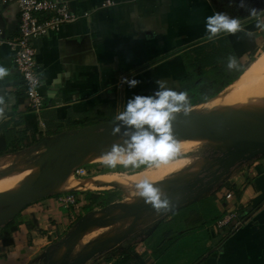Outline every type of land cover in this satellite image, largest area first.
<instances>
[{"label": "crops", "instance_id": "crops-1", "mask_svg": "<svg viewBox=\"0 0 264 264\" xmlns=\"http://www.w3.org/2000/svg\"><path fill=\"white\" fill-rule=\"evenodd\" d=\"M58 1L65 2L80 18L34 41L35 61L41 73L39 93L44 101L39 114L25 107L22 82L12 61L13 50L7 42L0 44V66L8 70V75L0 78V138L9 147L17 146L14 140L24 132L42 137L34 147L59 131L117 121L129 100L137 95L154 96L163 90L161 83L166 89L183 93L181 83L187 78L188 63L199 54L195 50L216 37L228 40L241 65L248 62L249 41L255 54L264 50V0ZM253 9L256 15H252ZM214 12L239 15L240 30L209 38L206 18ZM17 22L15 4L0 7L5 41L15 37ZM210 51L204 50L203 58ZM209 69L206 67V71ZM124 78L138 80L139 84L129 88ZM186 96L188 105L194 94ZM186 105L173 116L184 113ZM130 138L119 137L114 144L126 147L125 141ZM175 140L180 145L194 146L182 138ZM106 152L100 147L83 154L72 166L71 175L77 165H104L103 160L84 159ZM187 152L180 150L178 155ZM6 153L0 155V162L15 160ZM195 163L193 155L162 162L159 167L152 162L136 173H112L116 181L129 180L127 187L90 188L86 182L101 175L73 177L78 188L69 192L121 190L126 196L119 204L123 207L136 201L138 182L146 179L164 195L189 178ZM63 200L57 195L44 196L11 221L8 228L28 231L26 246L3 242L0 229V264L54 262L48 247L68 230L70 220L79 216L82 208V202L66 206ZM227 215L235 217L228 225L217 227ZM86 218L93 225L79 228ZM101 224L98 218H81L75 229H88L87 233L70 238L68 249L77 255L99 250L114 244L118 234L124 232L122 223ZM58 258L56 253L53 259ZM85 264H264V154L236 165L208 195L179 207L146 233L124 240L117 249L98 252Z\"/></svg>", "mask_w": 264, "mask_h": 264}, {"label": "rangeland", "instance_id": "rangeland-1", "mask_svg": "<svg viewBox=\"0 0 264 264\" xmlns=\"http://www.w3.org/2000/svg\"><path fill=\"white\" fill-rule=\"evenodd\" d=\"M232 7V6H231ZM232 18H238L239 15H228ZM256 53L255 58L261 54ZM259 112H264V105L259 106L257 108ZM195 111V109L188 110L187 112ZM184 112V113H187ZM190 118V117H188ZM198 119H207L209 121H214L212 119L203 118V117H195ZM78 129L73 131H59L55 133L53 136H49V139H44L42 144L31 147V148H23L17 152H13L10 150L8 153L11 159L9 162H4V167L1 169L0 172L11 169V168H26L31 167L34 163L42 156L44 153L50 149H56L58 147L66 146L65 144L68 142L69 138L64 136L65 134H70ZM263 135L261 129H259L258 133L253 134V140L258 139V134ZM96 132L92 139L88 142H92L93 139L95 140L97 136ZM195 135V134H194ZM193 134L189 135L188 137H195ZM111 136V135H110ZM108 137L101 147H104L108 151L111 150L112 146L115 145L114 141L116 138ZM201 137V136H198ZM182 139H186L185 137H180ZM177 139V138H175ZM216 145H200V146H188V145H180V150L182 151H189L186 155H178V157H174L170 160H175L179 157H186V156H193L196 159V162L193 166L192 173L190 174L187 180H184L179 185L175 186L174 189H171L164 195H161L162 200L168 201V206L166 208L154 209L151 204L145 202V198L141 197L139 194L137 195V199L135 202L131 203L130 205H126L120 207L119 204L125 199V194L121 190L117 189H110L107 191L103 190H95L90 192H68L64 194H51L57 195L60 199H66L68 196H71L78 201L79 203L82 202V208H79L78 211L79 216H75L72 220H70L69 226L66 228L68 229L66 232L63 231L60 238L57 239L56 242H53L48 248L49 256L51 255V260L54 261L51 264H69L74 259L81 257L90 251H94L93 249L86 251L85 253H81L79 255L73 254L72 250L68 249V246L71 244V239L77 238L78 236L83 237L87 230L80 231L77 235L69 238V235L76 230L77 222L83 217H89L92 219H100V223H110L112 221L117 223H122L124 232H120L117 236V241L114 244L106 245L104 248H99V250H95L97 252L106 251V250H114L119 247V245L129 237H135L137 235H142L149 231V229L155 227L161 220L166 219L169 217L175 210L179 207L185 206L187 203L191 201H195L205 195H208L218 184H220L225 176L229 173L231 169H233L236 165L241 164L242 162L238 159L232 161H227L224 159V155L228 153H236L239 152L240 154L250 153L247 150V147L242 142V139L238 138L235 142H232L228 139H217ZM257 141V140H254ZM87 142V143H88ZM178 142V141H177ZM86 143V144H87ZM62 149V148H60ZM151 163H145L141 165L139 168H133L131 166L125 168L121 167V170H130V173H136L137 170H141L145 166ZM85 165H77L73 169V177L74 178H84L88 177L89 175H94L106 169L105 165L94 166V167H83ZM83 167V168H81ZM86 171L87 176H80V171ZM117 170H120L119 168ZM72 174V169H70ZM78 172V173H77ZM80 176V177H79ZM77 193V194H76ZM105 193V195H103ZM49 196V195H48ZM43 198V197H41ZM40 199V198H39ZM96 200L93 203V200ZM84 201L86 204H84ZM75 205V204H74ZM84 205V207H83ZM144 208V209H143ZM170 208V209H169ZM5 210V208L1 207L0 211ZM78 210V209H77ZM129 220L126 221V220ZM12 222H9L10 225ZM6 224V225H9ZM101 224V225H102ZM100 225V226H101ZM8 227V226H6ZM170 233H175L171 232ZM177 232V231H176ZM55 246V247H54ZM59 255L58 259H53L55 254ZM97 254V253H96ZM43 257V256H42Z\"/></svg>", "mask_w": 264, "mask_h": 264}, {"label": "bare ground", "instance_id": "bare-ground-1", "mask_svg": "<svg viewBox=\"0 0 264 264\" xmlns=\"http://www.w3.org/2000/svg\"><path fill=\"white\" fill-rule=\"evenodd\" d=\"M262 105H264V50L255 58L248 69L220 94L200 104L199 106H196L194 108V112L190 111L173 116L174 118L170 121V123L176 127H181L189 119L188 117L193 119L198 116L212 120L224 119L232 122L238 127L248 129L254 134L258 133L259 129L264 132V112H259L257 110V108ZM96 132L97 130H95L94 134ZM94 134L91 135L90 130L88 129L83 130L79 134L72 135L65 145H70L71 147L85 145L92 139ZM132 134L133 132L119 131L118 133L111 134L110 137H115V141H117L119 137H130ZM195 135V137L187 136L184 141L194 146H200L203 144L216 145L218 142L215 138L205 137L199 133H195ZM258 136L259 138L254 140H264V134L261 135L259 132ZM227 139L232 142L238 140V138ZM60 148H63V146L46 151L44 155H42L31 167L11 168L0 172V204L5 202L11 204L12 206L16 204L19 197L36 181L45 161L57 153ZM71 160L72 156L66 155L63 158L61 165L65 166ZM84 160L100 161L103 160V155L96 154L95 156ZM3 167L4 163L2 161L0 162V168ZM115 177L116 176L112 174L101 175L99 179L87 181L86 187L100 188L102 186L113 187L115 185L128 186L129 180L125 179L116 181ZM75 188H78V184L75 183V179L69 170L59 175L47 187L41 190L37 194V197L41 198L51 194L69 192ZM92 225L93 222L86 218L80 222L79 228L85 229Z\"/></svg>", "mask_w": 264, "mask_h": 264}, {"label": "clouds", "instance_id": "clouds-1", "mask_svg": "<svg viewBox=\"0 0 264 264\" xmlns=\"http://www.w3.org/2000/svg\"><path fill=\"white\" fill-rule=\"evenodd\" d=\"M252 15L256 11L252 10ZM241 28L237 18L229 17L225 13L214 12L206 18V30L209 38L218 33H236ZM235 60H230L229 68L234 67ZM8 75V70L0 66V78ZM123 83L129 88L138 86L139 81L124 78ZM155 93L154 96H135L129 100L125 109L116 117L124 125L133 127L136 132L131 135L130 140L125 141L126 147L113 145L111 150L104 153V165L110 169L117 166L125 168L131 166L139 168L145 163L155 162L156 166L177 156L180 152V144L171 133L170 121L173 114L182 110L181 106L186 105L187 96L185 93H177L164 88ZM188 111L187 107L183 109ZM114 134L119 132L115 128ZM138 194L145 198V202L151 204L154 209L166 208L167 200L161 199V192L148 180H142L135 185Z\"/></svg>", "mask_w": 264, "mask_h": 264}, {"label": "water", "instance_id": "water-1", "mask_svg": "<svg viewBox=\"0 0 264 264\" xmlns=\"http://www.w3.org/2000/svg\"><path fill=\"white\" fill-rule=\"evenodd\" d=\"M115 128H119V131L136 132L135 128L128 127L124 125L122 121L117 120L114 122L91 125L78 129L70 134H65L64 136L68 138L73 134H79L81 131L86 129L90 130L91 135L94 134L95 130L98 132L95 140L93 139L92 142H88L87 144L78 147L66 145L57 153L49 157L42 166L36 181L19 197L16 204L12 206L7 202L1 203L0 208L3 207L5 210L0 211V228L13 221L23 209L37 201L39 199L37 194L47 187L59 175L69 171L83 154L98 151L103 142L114 133L113 130ZM171 133L174 138L185 137L195 133H199L205 137L217 139L241 138L250 153H228L224 155V159L227 161L233 162V160L238 159L239 161L244 162L257 155L264 154V140L254 141L253 133L250 130L238 127L232 122L224 119L209 121L205 119L189 118L181 127H176L171 124ZM66 155H71L72 160L67 165L62 166L61 162ZM80 231L81 229L74 230L69 235L68 239L74 237L80 233ZM96 253L98 252L95 250L90 251L89 253L74 259L69 264H85L89 259L96 255Z\"/></svg>", "mask_w": 264, "mask_h": 264}, {"label": "built area", "instance_id": "built-area-1", "mask_svg": "<svg viewBox=\"0 0 264 264\" xmlns=\"http://www.w3.org/2000/svg\"><path fill=\"white\" fill-rule=\"evenodd\" d=\"M9 4H15L18 9L16 35L5 41L4 30L0 27V44L7 42L13 50L12 61L22 82L25 107L39 114L44 101L39 93L41 73L35 61L34 41L57 32L63 25L73 23L80 17L70 11L65 2L58 0H0V7ZM63 202L66 206L76 204L71 196ZM234 217L235 215L223 217L217 222V227L228 225Z\"/></svg>", "mask_w": 264, "mask_h": 264}, {"label": "trees", "instance_id": "trees-1", "mask_svg": "<svg viewBox=\"0 0 264 264\" xmlns=\"http://www.w3.org/2000/svg\"><path fill=\"white\" fill-rule=\"evenodd\" d=\"M215 39V41H212L210 44H205L200 46L197 50L199 51V54H196L193 61H190L187 66V78L183 80L181 83L182 91L185 94H194L193 99L191 98L189 100V104L184 106L185 107H191L198 105L202 102H206L210 100L211 98H214L217 96L224 88L231 85L233 82H235L252 64L255 57V50L254 45L252 41H249V58L248 62L244 65L239 64L235 53L232 51L230 44L228 43V40L226 38H218ZM217 45V46H215ZM211 49V53L209 56L204 57V50ZM235 60V65L232 68H229V62L230 60ZM210 66V69L206 71V67ZM17 140H14V143H17V146L15 147H9V144L5 143V140L3 137L0 138V145L4 146L7 145L6 148H1L0 155H4L3 153H6L8 150L12 149L13 152H17L20 149L23 148H29L36 143L40 142L42 140V137L39 136H33L28 134L27 132L20 133L17 136ZM12 144V142H11ZM95 164H89L87 166L83 167H94ZM82 167V168H83ZM123 166H117L115 169H110L106 167V169H103L102 171L95 173L94 175H89L88 177L84 178H90L95 177L98 175L103 174H112V173H118V172H129V170H121ZM120 170H117V169ZM87 171V170H86ZM83 171V173L80 176H87V172ZM79 176V177H80ZM80 178V179H84ZM78 179V178H77ZM77 194V193H76ZM105 195V193H103ZM96 200H93V203ZM78 203V201H76ZM9 224V223H8ZM5 225L4 227L0 228L2 229L1 237L4 239L3 242L10 244L13 242H16V245L20 248L23 246H26L27 243L25 241L26 235L28 234V231H19L16 227L8 228ZM8 239V240H6Z\"/></svg>", "mask_w": 264, "mask_h": 264}]
</instances>
